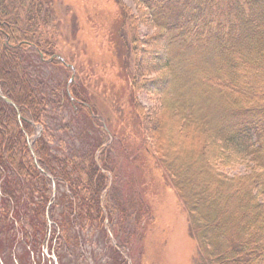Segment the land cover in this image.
Returning <instances> with one entry per match:
<instances>
[{
    "label": "trees",
    "instance_id": "1",
    "mask_svg": "<svg viewBox=\"0 0 264 264\" xmlns=\"http://www.w3.org/2000/svg\"><path fill=\"white\" fill-rule=\"evenodd\" d=\"M143 1L162 33L131 83L157 104L136 119L189 214L195 263L264 264V0ZM52 2L0 0V249L20 264L41 260L50 228L59 234L50 242L71 247L69 229H103L119 210L149 214L134 199L118 210L105 200L115 167L104 140L57 161L31 127L44 102L24 65L43 54H23L29 45L46 53L36 36L53 20ZM153 69L155 80L147 78ZM62 90L92 118L82 89L72 81ZM245 161V175L226 169ZM115 249V264L125 263Z\"/></svg>",
    "mask_w": 264,
    "mask_h": 264
},
{
    "label": "rangeland",
    "instance_id": "2",
    "mask_svg": "<svg viewBox=\"0 0 264 264\" xmlns=\"http://www.w3.org/2000/svg\"><path fill=\"white\" fill-rule=\"evenodd\" d=\"M51 5L47 14L53 20L38 27L36 36L46 53L29 45L23 54H43L41 59L32 54L24 65L37 98L44 102L38 120L30 117L31 127L44 137L57 161L73 162L89 143L100 145L104 140L102 149L115 167L105 200L118 210V205L127 209L134 199L149 214L131 209L125 218L119 210L103 229L90 226L86 233L69 229L71 247L50 242L59 235L50 228L41 260L34 255L31 264H115V248L123 264H196L198 245L190 234L189 214L154 161L150 141L136 119L157 104L151 92L131 89L138 65L145 63L146 70L145 59L162 33L152 11L143 0H53ZM18 13L26 20L28 7H20ZM149 72L147 78L155 80L157 72ZM72 81L82 89L93 119L82 105L62 95L64 85ZM0 92L4 93L1 80ZM247 165L245 161L226 169L234 176L245 175ZM6 237L0 235V246ZM10 258L0 249V264H20L16 257L9 262Z\"/></svg>",
    "mask_w": 264,
    "mask_h": 264
}]
</instances>
